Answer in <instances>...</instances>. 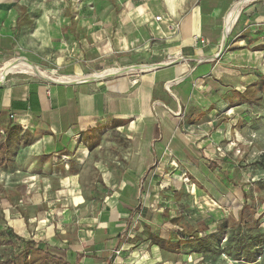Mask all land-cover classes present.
Instances as JSON below:
<instances>
[{"label":"crops","instance_id":"obj_1","mask_svg":"<svg viewBox=\"0 0 264 264\" xmlns=\"http://www.w3.org/2000/svg\"><path fill=\"white\" fill-rule=\"evenodd\" d=\"M25 7L20 17L14 0H0V61L21 54L47 62L52 50L54 69L67 75L167 62L91 81L1 82L0 141L12 139L0 159L6 176L22 178L8 182L24 186L29 207L60 208L45 213L53 223L42 239L68 264H173L152 240L182 236L170 220L177 215L170 184L157 175L195 173L192 165L169 167L173 158L215 156L223 95L253 83L264 60V0H28Z\"/></svg>","mask_w":264,"mask_h":264},{"label":"rangeland","instance_id":"obj_2","mask_svg":"<svg viewBox=\"0 0 264 264\" xmlns=\"http://www.w3.org/2000/svg\"><path fill=\"white\" fill-rule=\"evenodd\" d=\"M14 1L15 8L17 7L16 10L22 17L28 0ZM45 1L52 3L54 0ZM156 51L160 55L163 50ZM147 52L149 50H142L143 54ZM18 57L21 54L8 56L0 61V65ZM72 57L75 60L78 55L74 54ZM52 59V50H48L49 62L43 60L34 65L54 77L67 75L54 69ZM166 62L165 58H160L142 63L159 66ZM258 68L253 83L245 88H238L229 95H223V108L217 110L215 118L219 126L214 128L220 129V139L217 141L219 149H216L215 156L205 158L202 163L200 160L173 158L168 160V164H171L169 167L192 165L196 169L191 171L195 173L173 171L167 175H157L158 184H170L167 194L172 205L176 206L174 210L177 215L170 219L176 224L175 229L180 235L183 233L195 236L194 240L185 239L179 245L178 240L171 241V249L166 250L169 254L164 257L167 256L173 264H264V60ZM100 70L87 71L82 75ZM15 75L54 83L32 73L11 72L0 80V85ZM188 113L182 112L183 120L188 117ZM190 113V118L197 117L196 111ZM209 129H213V126L210 125ZM1 135L0 133V138ZM0 160L3 162V159ZM2 162L0 161V264H34L28 257L29 251L26 255L22 252L26 245L27 248L32 245L60 256L59 250L42 239L46 234L45 227L53 223L50 215L45 216V213L55 216L60 208L29 207L22 199L30 197L24 186L8 182V179L15 181L22 178L17 175L6 176ZM61 224L66 225V222ZM40 237L41 244L36 240ZM24 241L28 243L25 244ZM61 257L63 258L62 255Z\"/></svg>","mask_w":264,"mask_h":264},{"label":"bare ground","instance_id":"obj_3","mask_svg":"<svg viewBox=\"0 0 264 264\" xmlns=\"http://www.w3.org/2000/svg\"><path fill=\"white\" fill-rule=\"evenodd\" d=\"M243 1H246V0H242V2ZM237 5L239 6L240 4L238 3ZM236 11L237 10L231 12V15L229 16L228 29L231 28V26L234 22V18L236 17L235 16ZM21 57L12 58L11 60H7L0 65V80L8 73L20 72V73H32V74H34L40 78L46 79V80L51 81V82H55V81H62V82L91 81V80H97V79L104 78L108 75L120 74L121 72L132 70L135 68L145 69V68H149V67L153 66V65H150V66H147V65H141V66L128 65V66L118 67V68L111 69V70L96 71V72L88 73L86 75H59V76L54 77L52 75L47 74L44 70L43 71L40 70L37 66L30 63L25 58H21ZM161 65H163V63Z\"/></svg>","mask_w":264,"mask_h":264},{"label":"trees","instance_id":"obj_4","mask_svg":"<svg viewBox=\"0 0 264 264\" xmlns=\"http://www.w3.org/2000/svg\"><path fill=\"white\" fill-rule=\"evenodd\" d=\"M11 139H12V136L9 133L5 134L4 140L0 141V153L5 150V145L7 146V143L10 142ZM181 234H182L181 238L177 241L178 245H179V242L185 241V239L194 240L195 236L193 234H185V235L183 233H181ZM16 237L19 239L21 238L17 235H16ZM152 240L155 241V243L161 247L166 246L168 249H171L170 247L172 245H171L170 240H164V239H161V238L155 237V236H153ZM24 243L27 244L28 241H24ZM27 251H29V253H28L29 259H31L32 263H34V264H68L61 256L44 252L39 247H33L32 245H30V247L27 248V245H26L23 248L22 252L24 255H26Z\"/></svg>","mask_w":264,"mask_h":264},{"label":"built area","instance_id":"obj_5","mask_svg":"<svg viewBox=\"0 0 264 264\" xmlns=\"http://www.w3.org/2000/svg\"><path fill=\"white\" fill-rule=\"evenodd\" d=\"M158 18V17H157Z\"/></svg>","mask_w":264,"mask_h":264},{"label":"water","instance_id":"obj_6","mask_svg":"<svg viewBox=\"0 0 264 264\" xmlns=\"http://www.w3.org/2000/svg\"><path fill=\"white\" fill-rule=\"evenodd\" d=\"M160 66V65H159Z\"/></svg>","mask_w":264,"mask_h":264}]
</instances>
